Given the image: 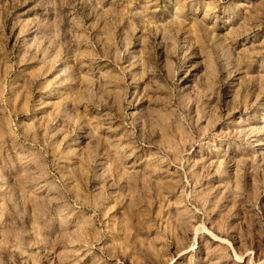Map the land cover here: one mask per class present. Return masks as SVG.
<instances>
[{
  "label": "rangeland",
  "instance_id": "374dc122",
  "mask_svg": "<svg viewBox=\"0 0 264 264\" xmlns=\"http://www.w3.org/2000/svg\"><path fill=\"white\" fill-rule=\"evenodd\" d=\"M0 264H264V0H0Z\"/></svg>",
  "mask_w": 264,
  "mask_h": 264
}]
</instances>
